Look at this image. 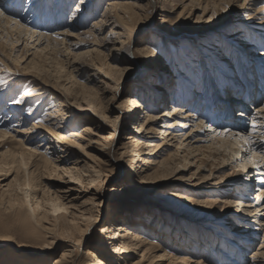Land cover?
Returning a JSON list of instances; mask_svg holds the SVG:
<instances>
[{"label": "rangeland", "instance_id": "obj_1", "mask_svg": "<svg viewBox=\"0 0 264 264\" xmlns=\"http://www.w3.org/2000/svg\"><path fill=\"white\" fill-rule=\"evenodd\" d=\"M77 1L37 0L36 3L40 4L36 8L35 3L27 6L29 0H0V12H4L11 21L17 20L27 30L48 37L54 32L64 33V36H57L61 44L56 47V52L50 53L48 48L43 51L47 59L45 68L50 76L47 82L52 85L56 80L61 88L47 91L43 101L39 100L42 97L38 99L41 102L38 115L44 114L49 102L57 104L63 114L71 111L75 113L73 109L77 106L72 104L70 95L62 87H68L72 92L83 91L101 102L104 116L118 121L112 146L125 144V139L135 136L136 127L142 125L139 130L142 135L136 136L141 143L148 145L143 152L154 153L157 149L161 151L160 155L153 158L143 154L137 158L140 162L136 163L135 169L138 167L141 171L146 170L141 174L145 183L135 176V172H129L131 157L119 160L118 154L111 155L108 159L98 155L96 151L88 152L95 159L86 162L88 167L95 168L94 177L100 178L98 184H67L65 175L61 176V180H55L54 176H50V180H42L40 184L49 193L57 191V195L62 197L61 202L68 206V212L76 216L90 213L97 219L89 227L82 242V245L87 243L88 246L83 245L80 249L74 247V264L82 263V251L88 249L95 254L96 249L106 250V260L109 262L110 247L100 249L99 244L101 241H106L108 245L112 243L107 238L111 235L105 234L106 227L111 223L122 224L144 233L146 242L157 241L170 257L188 256L190 262L187 264L199 261L200 264H250L253 253L261 254L259 264H264V248L260 247H264V229L254 224L253 219L237 214L240 203L248 204L249 199L253 202V197H256L255 191L259 189L258 178L253 172L248 178L244 174L241 176L242 165L236 158L231 161L228 159L225 163V154L214 155L203 151L204 147L210 146L208 142L202 143V152L184 157V150L179 147L178 140L169 141L170 138L166 140L163 135L162 128L166 119L161 117L169 111L171 103L187 107L193 104L198 106L197 116L201 118L204 127L209 126L212 118L206 106L217 94L226 95L225 90L230 86L226 82V75L234 81L245 83L249 77L246 69H250L251 78L255 80L253 92L257 93L259 102L257 105L247 104L246 95L241 94L243 101H246V109L250 116H255L256 110L264 107V81L261 85L259 79L264 71V61H259V58H264L259 55L264 52V27L258 26L264 15L259 16V20L243 22L247 20L246 14L264 7V2H247L244 7L248 11L240 10L245 0L231 2L230 8L226 6L223 10L216 9L218 20L222 16L227 17L224 24L215 26V21L212 22L211 19L205 22L210 14H203V8L212 6L215 0H171L169 3H162L163 5L152 4L149 0H121L129 4L126 17L121 19L119 12L111 11L109 22L95 35L90 26L100 19L108 4L119 0H94L95 5L87 2L76 7L78 12L75 14L78 15L71 19L74 25L68 27L65 23L72 15ZM54 6L59 11L58 21L53 27L50 24L54 22ZM34 9L38 11L35 12ZM46 10L49 14L44 16ZM47 22L48 28L42 30L40 27ZM239 30L242 35L238 39H223V36L232 35ZM6 36L4 38L0 35V89L5 88L4 77L7 80L12 79V82L8 84L11 88L9 87L10 90L3 97L0 93V112L12 107L29 78L35 77L45 83L41 73L37 71L39 68H26L25 63L30 57L26 59V56H21L23 59L19 63L15 59L17 55L27 51L23 50L26 37H22L17 44H11L15 36L12 40L8 38L9 34ZM30 41L33 39L26 42ZM35 46L28 43L27 48ZM38 48L42 49V46ZM34 50L37 51L35 48L30 49L26 55ZM58 64L63 67L60 73H56ZM38 65H42L41 60ZM68 73L70 77L67 76ZM211 76L215 86L212 85ZM176 86H180V90L173 96L171 90ZM155 87L163 88V91ZM164 93L166 100L163 98ZM132 96L142 105L134 112L128 107L129 98ZM225 97L224 100L229 98L227 95ZM84 105H81L82 109H85ZM145 107L148 114L158 117L159 120L148 123V118L144 117L142 111ZM25 108H19L15 122L10 118L6 120L10 130L7 139L0 138V161H9V154L16 151L18 138L26 135L24 131H30L28 129L39 121L40 117H25ZM230 112L232 118L240 120L236 116L239 109L231 108ZM5 115L7 114L0 115V118ZM95 121L102 124L104 131L97 130L94 133L99 136L106 134L107 125L97 121V118H94ZM187 127L186 132L191 128ZM205 130L208 131V128H204ZM31 133H28V137ZM201 135L202 139H210L206 132ZM36 142V145L40 143L38 140ZM38 149L44 151L45 147ZM227 156L231 158L230 153ZM73 162L74 158L61 167L73 169ZM83 162L85 159H81L76 168L82 167ZM96 171L100 173H95ZM241 178L250 181L248 187L235 186ZM173 193L181 197H192L194 201L187 202L177 198L171 201L169 196ZM17 197L20 198L18 193ZM9 208L8 199L0 197V253L4 252L0 256V264H38V261L41 264H53L65 253V247L73 245L66 238L56 239L43 252L37 250L30 253L32 247L28 246L21 227L10 217ZM240 208L242 211V207ZM42 210L38 213H43ZM93 246L94 251L91 248ZM240 246H245L246 250H241L243 248ZM139 256L140 254L123 255L119 257L120 260L112 261V264L137 263ZM19 257L24 259L20 262Z\"/></svg>", "mask_w": 264, "mask_h": 264}, {"label": "bare ground", "instance_id": "obj_2", "mask_svg": "<svg viewBox=\"0 0 264 264\" xmlns=\"http://www.w3.org/2000/svg\"><path fill=\"white\" fill-rule=\"evenodd\" d=\"M149 1L150 3L156 5L158 3L164 4L171 0ZM36 2L37 0H29L27 6L32 3L34 5L35 3L36 5L34 6L37 8L40 3ZM77 2L78 3L76 6L74 5L75 7L72 10V15L65 23L68 25V27L74 25V21H71V19L78 15L75 14V12H78V8L76 7L81 5L83 6L87 2H91L92 5H95L96 3L94 0H78ZM231 2H236V0H215L212 6H205L203 8V14L207 16L210 14L209 19L205 22H209L211 19L212 22L215 21V26L224 24L227 15L222 16L221 19L218 20L216 18V11L218 9L223 10L226 6H229L230 8ZM247 2H254V4H256L259 2H264V0H245L240 10L248 11V9L244 7ZM128 7L129 4L121 0L108 4L102 12L100 19L90 26L92 30L95 31V35H98L100 33L101 27L105 26V24L109 22V13L111 11L119 12L121 14V19H123L126 17V10ZM229 8H227L228 11L230 10ZM34 11L37 12L38 9H34ZM52 11L54 12L52 16L54 18V22L52 21L50 26L54 27L58 21L57 11H59V9L57 6H54ZM252 12L253 14H250ZM250 13L246 14L245 17L247 20L243 21L244 23L259 20L258 17L264 15V7L255 11H251ZM48 14L49 13L47 11L44 16ZM260 20L261 24L258 26L264 27V17ZM18 23L19 22H17V20L16 22L11 21L5 16V13L3 12V14L0 15V35H3L4 37L6 35L8 36L9 34L8 38L12 40V37L17 34L15 36V40H13L11 44H17L19 41H21L22 37H26L23 50L27 49V51H25V53H21L19 56L17 55L15 59L17 63H19L23 57L26 56V59L30 57V59L25 63L27 64L26 68H39L40 70L37 71L41 73L45 83H42L35 77L29 78L25 83L27 84L25 87L26 89L24 88L22 90L21 94H19L20 96L17 97L18 99H16L11 105L12 107L9 106L10 109H7L8 112L5 110L0 112V115L7 114L4 118H0V138L4 140L7 139V135L9 133L8 130H10L8 129L6 120H9L8 118H10L12 122H15L14 118L19 108H25L27 105L26 107L28 108H25V117H29L30 119L40 117L38 119L39 121L36 119L37 122H35L31 128L28 129L30 131H24V134L26 135L20 137L17 136L19 138L18 142H16V151L9 154V161L7 159L0 161V197L8 199L10 206L9 215L21 227L22 234L27 239L28 246L32 247V251H29L30 253H33L37 250L43 252L44 249L53 245L54 240H63V238H66L73 245L70 247H65L67 249L65 253L61 254L60 260L53 264H74V247H78V249H80L81 246L87 245V243L82 245V242L88 232L89 227L95 224L97 219H95L94 215H91L90 213H87V215L82 213L76 216L68 212V206L61 202L62 197L57 195V191L49 193L46 187L43 184H40L42 183V180H50V176H54L55 180H61V176L65 175V177L68 179L67 184H98L97 182L98 179L100 181V178L94 177L95 168L93 166L88 167V162H86V160L90 161V159H95L89 155L88 152L96 151L95 153L105 156L108 159H110L111 155L116 156L118 154L119 160L131 157L132 163L130 165L129 172H135V176H137L138 179L141 178L140 181L145 183L146 181L141 176V174L145 173L146 170L141 171V168L138 167L137 170L135 169L136 163L140 162L137 158L142 154L153 158L160 155L161 150L157 149L154 153L146 154L143 152V149L148 145L141 143L139 138L136 136L142 135V133L139 131L143 127L142 125L136 127L137 130L135 132V136H130L125 139L127 141L125 144L119 147L112 146L116 132L118 130V121L115 122L114 120H110L108 117L104 116L102 113L103 111L101 112V102H97L96 98L87 95L83 91L72 92V90L69 91L70 89L68 87H62L70 95L69 97L72 101V104L77 106L75 109H73L75 110V113L74 111H71L70 113L63 114L62 110L59 109L60 107L57 104H54V102H49L48 106L45 108L44 114L39 116L38 114L41 108V102H39L38 99L42 97L39 100L43 101L46 99L45 93H47V91H57L59 87L61 88V85L58 84L56 80L54 84H52L53 86L49 85L47 82V78L50 76H48L49 73H47L48 71L45 68V65H47V59L45 58L46 56L43 51L48 48L50 53L56 52V47L61 44V40L59 41L57 36H64V33L54 32L52 36L48 37L46 35L35 34ZM40 28L42 30L48 28V22L42 25ZM240 35H242V32L239 30L232 35L223 36V39H238ZM30 39H33V41L26 42ZM28 43L33 46L34 44L38 47L42 46V49L35 46L34 48L37 49V51L34 50L32 53L26 55L30 49H34L27 48ZM259 55L260 57L264 56V52H260ZM31 59H34L37 62H34ZM39 59L41 60L42 65H38L40 61ZM259 61H264V58H259ZM61 68H63L62 65L58 64L56 73H60ZM246 70L249 74V77L246 78L245 83L243 82L244 84L239 80L234 81L229 77V75H226V82L230 84V86H228V89L225 90V92L229 98L224 100L226 95L221 96L219 93L206 106V109L212 118L209 122L211 123L209 126L204 127V123H202L201 118L197 116V110H199L197 105L194 106L192 104L191 106L187 107L174 105L175 103H171L169 111H167L166 114L161 115V117L166 119L162 129L164 130L163 135H165L166 140H168V138H170L169 141L175 140V142H177L178 140V145L184 150L183 153L184 157L186 158L192 154L202 152V143L208 142L210 143V146L204 147L205 150L203 151L210 154L212 153L214 155L225 154V163L236 158V161L242 165V169L245 171L241 172V176L244 174L245 178H248V176L252 175L253 172V175L258 178L257 188L259 189L255 191L256 197H253V202H251L249 199V201H247L248 204L243 205L240 203L238 205L239 213L237 212V214L247 219H253L255 221L254 224L261 226L264 229V107L256 110L257 113L255 116H250L248 109H246V101H248L247 104L250 105H257V103H259L257 102V93L253 92L255 80L253 81L251 78L252 74L249 72L250 69ZM261 74L262 75H260L261 77H259V79L262 85V81H264V71ZM69 75L70 74L68 73L67 76ZM3 79L5 80L3 85L5 88L0 89L2 97L8 89L10 90L11 87L8 84L12 82V79L7 80L5 77ZM56 79H58V77H56ZM211 82H213V86L216 85L214 84V78H212V76ZM170 85H172V83H170ZM179 87L180 86H176L171 90L173 92V96H175L176 92L180 90ZM155 88L163 91V88ZM165 92L167 93V91ZM166 93H164V100L167 99V97H165ZM241 94L242 96L246 95V101H243ZM51 99L52 98H50V100ZM128 102V107L131 112H134L136 109L138 110V107L142 106L139 104L140 102L135 96L130 97ZM82 104H85V109H82ZM70 106L71 104L68 105V108H70ZM231 108L240 110V112H238L236 115L237 118H240L239 121L230 116ZM142 111H144V117L146 119L148 118V123L159 120L158 117L148 114L146 107L142 108ZM94 118H97V121H101V123L107 125L108 131L106 134H100L99 136L98 134L94 133V131L97 132V130L104 131V127L101 126L102 124L96 121L94 122ZM117 119L119 120L120 117H117ZM192 122L194 123L193 125ZM18 123H20V121ZM187 126L191 127L189 128L190 130L188 132L185 131L188 128ZM13 127L16 126L14 125ZM206 127L208 128V131H204V128ZM182 129L184 132L181 131ZM204 132L207 133V137H210V139L206 140V138H200L203 136L201 134ZM15 133L18 134L16 131ZM28 133H31L30 137H28ZM219 133L223 134L220 135ZM37 140L40 142L38 145H36ZM187 140H190L191 143L190 141L185 143ZM43 146L45 147V150L40 151L38 148ZM229 153L231 158H228L227 156ZM72 158H74V168L72 167L73 169H63L61 166H63V164H67V161ZM81 159H85L83 166L76 168L78 162H80ZM117 161L118 160H116V162ZM185 161L188 160L186 159ZM249 166L251 167L249 171H247ZM95 173H100V171H96ZM239 180V182L237 180L235 186H241L243 188L248 187L250 181H245L242 178ZM17 193L19 194L20 198L17 197ZM169 198H171V201L176 200V198L178 200L183 199V201L187 202L194 201L192 197H181L175 193L170 194ZM240 207H242V211ZM41 209L44 210H42L43 213H38L41 211ZM105 234L111 235L110 237L107 236V238L112 241V243L108 245L106 241H101L99 248L102 249V247H110L109 255L112 257V259L110 260L111 257H108L109 262L106 260V250L96 249L98 251L95 250V252H97V254H95L94 252H90L88 249L82 251L81 264H112V261H117L116 259L120 260V256H134L137 254H140V258L137 263L132 264H187L190 262L188 256H181L179 258H175V256L170 257V254H168L165 249L160 247V243L153 240L152 242H146L147 238L144 233L134 231L133 229L122 224H109L108 227H106ZM233 243L236 244L234 240ZM240 247L243 248L241 250H246L245 246ZM260 247L264 248L263 246ZM91 248L93 250L95 247L93 246ZM3 254L4 252H1L0 256ZM260 256L261 254L253 253V255L250 257V264H259ZM23 259L24 257H19L20 262ZM227 259L229 260V258ZM104 261H107V263ZM198 263L200 264V261L197 263L195 262V264ZM38 264H41V262L38 261Z\"/></svg>", "mask_w": 264, "mask_h": 264}, {"label": "snow or ice", "instance_id": "obj_3", "mask_svg": "<svg viewBox=\"0 0 264 264\" xmlns=\"http://www.w3.org/2000/svg\"><path fill=\"white\" fill-rule=\"evenodd\" d=\"M3 13H0V15H2ZM220 135H222L223 133H219Z\"/></svg>", "mask_w": 264, "mask_h": 264}]
</instances>
